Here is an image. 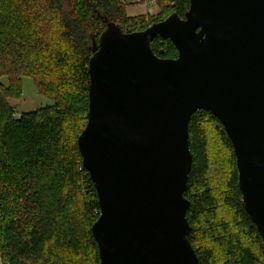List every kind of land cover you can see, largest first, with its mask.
Instances as JSON below:
<instances>
[{
	"label": "water",
	"instance_id": "water-1",
	"mask_svg": "<svg viewBox=\"0 0 264 264\" xmlns=\"http://www.w3.org/2000/svg\"><path fill=\"white\" fill-rule=\"evenodd\" d=\"M170 39L175 58L151 41ZM78 137L98 195L100 264H199L185 197L189 122L211 111L234 148L246 211L264 240V0H190L145 30L108 22L89 61Z\"/></svg>",
	"mask_w": 264,
	"mask_h": 264
},
{
	"label": "trees",
	"instance_id": "trees-1",
	"mask_svg": "<svg viewBox=\"0 0 264 264\" xmlns=\"http://www.w3.org/2000/svg\"><path fill=\"white\" fill-rule=\"evenodd\" d=\"M156 3L155 15L129 16L122 0H0V264H100L92 233L98 195L78 146L88 122L89 61L108 22L141 31L173 12L184 17L190 6ZM151 46L162 58L177 57L170 39L157 36ZM24 76L54 104L17 113L12 100L21 97ZM189 144L185 197L199 264H264L233 144L211 111L192 115Z\"/></svg>",
	"mask_w": 264,
	"mask_h": 264
},
{
	"label": "rangeland",
	"instance_id": "rangeland-1",
	"mask_svg": "<svg viewBox=\"0 0 264 264\" xmlns=\"http://www.w3.org/2000/svg\"><path fill=\"white\" fill-rule=\"evenodd\" d=\"M140 1H136L138 3L135 2V4H133L134 1L123 2L122 0V3L127 5V13L129 16H138L142 14L152 16L158 12L156 0ZM1 81L5 84L8 82L6 77H3ZM22 81L23 89L21 97L12 100V104L16 108L17 113L29 112L54 104V96L41 94L32 78L24 76Z\"/></svg>",
	"mask_w": 264,
	"mask_h": 264
},
{
	"label": "built area",
	"instance_id": "built-area-1",
	"mask_svg": "<svg viewBox=\"0 0 264 264\" xmlns=\"http://www.w3.org/2000/svg\"><path fill=\"white\" fill-rule=\"evenodd\" d=\"M129 1H140V0H123V2H129ZM146 21L149 22V17L146 18ZM101 28L103 27L102 25L100 26Z\"/></svg>",
	"mask_w": 264,
	"mask_h": 264
}]
</instances>
